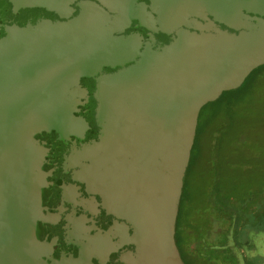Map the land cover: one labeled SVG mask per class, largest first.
<instances>
[{"label":"water","instance_id":"1","mask_svg":"<svg viewBox=\"0 0 264 264\" xmlns=\"http://www.w3.org/2000/svg\"><path fill=\"white\" fill-rule=\"evenodd\" d=\"M264 65V0H0V264H187L204 107Z\"/></svg>","mask_w":264,"mask_h":264},{"label":"trees","instance_id":"2","mask_svg":"<svg viewBox=\"0 0 264 264\" xmlns=\"http://www.w3.org/2000/svg\"><path fill=\"white\" fill-rule=\"evenodd\" d=\"M264 100V65L257 68L237 90L226 92L203 108L177 219L176 240L187 264H260L249 242L252 232L264 231V153H244L232 149L231 174L216 163L213 186L205 194L203 210L190 215L194 202L189 177L196 164L202 137L220 118L224 123L213 133L215 156L219 158L226 143L237 145L240 112ZM233 138L227 140V138ZM229 174V175H228Z\"/></svg>","mask_w":264,"mask_h":264},{"label":"rangeland","instance_id":"3","mask_svg":"<svg viewBox=\"0 0 264 264\" xmlns=\"http://www.w3.org/2000/svg\"><path fill=\"white\" fill-rule=\"evenodd\" d=\"M224 121L225 117L220 118L206 132L197 149L196 164L189 177V190L194 196V202L188 207L190 215L203 210L205 194L213 186L212 181L216 163H220L231 174L232 166L230 161L236 160L233 155H230L232 149L237 148L245 154L254 153L260 155L264 153V100H258L252 109L240 112L239 128L228 132L239 133L237 140H235L237 145L233 147L227 142L222 154H220L219 158H216L212 134L217 132V129L220 128ZM231 139L233 138H227V140ZM263 167L264 165L260 168L256 166L257 172H260L259 169ZM249 242L254 246L253 256L261 260L260 264H264V231L252 232L249 236Z\"/></svg>","mask_w":264,"mask_h":264}]
</instances>
